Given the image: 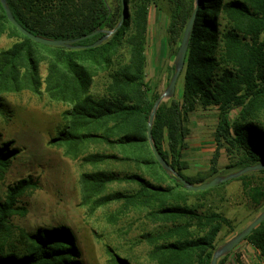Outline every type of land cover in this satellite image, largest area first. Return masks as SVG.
Returning <instances> with one entry per match:
<instances>
[{
  "label": "trees",
  "instance_id": "obj_1",
  "mask_svg": "<svg viewBox=\"0 0 264 264\" xmlns=\"http://www.w3.org/2000/svg\"><path fill=\"white\" fill-rule=\"evenodd\" d=\"M7 1L22 26L46 39L74 40L100 31L74 46L94 44L122 19V5L114 11L108 0ZM165 1L170 9L167 45L175 61L196 4L195 0ZM125 2L126 19L111 38L93 49H68L23 36L9 22L0 1V39L19 40L0 52V98L29 91L45 93L67 106V125L51 140L53 145L87 165L121 162L135 168L125 175L105 171L83 175L84 196H99L98 206L124 202L143 209L154 223L169 225L152 240L155 264H211L217 237L231 222L221 213L203 214L189 207L188 195L195 193L163 169L148 139V123L159 98L146 78L150 8L159 7L160 0ZM41 65L46 66L44 80ZM171 71L172 77L174 64ZM182 80V101L174 98L162 104L155 116L153 139L162 157L195 185L217 177L222 149L229 160L227 171L264 163V0H201L179 83ZM197 104L219 111L217 151L207 181L184 175L188 169L183 161L188 136L184 116ZM92 144H103L112 153L84 152ZM17 153L0 140V177ZM238 181L253 205L263 207L264 171ZM116 182L135 184L138 190L107 193ZM36 186L31 177L17 181L0 202V264H84L68 227L20 231L18 244L11 242L10 217L16 211L26 212L19 199ZM245 241L264 257V222ZM218 264H225V259ZM238 264L243 263L238 260Z\"/></svg>",
  "mask_w": 264,
  "mask_h": 264
},
{
  "label": "rangeland",
  "instance_id": "obj_2",
  "mask_svg": "<svg viewBox=\"0 0 264 264\" xmlns=\"http://www.w3.org/2000/svg\"><path fill=\"white\" fill-rule=\"evenodd\" d=\"M108 3L114 11L121 7V0H108ZM159 4V7L153 5L150 8L146 78L153 92L160 97L173 77L174 58L167 45L170 9L165 0H160ZM18 41L3 36L0 52ZM41 76L43 80L46 77L45 65H41ZM44 89L45 86L42 91ZM182 91L183 80L172 99L182 101ZM0 103L1 143H8L10 149L18 150L17 157L10 160V167L0 177V202L5 201L9 185L29 177L37 183L19 199V206L26 212L16 211L10 217L11 242L18 244L16 237L20 231L27 234L64 226L74 233L84 264H122V260L130 264H155L150 255L152 240L169 225L154 223L143 209L127 206L124 202L98 206L99 196L85 197L83 193L82 177L87 173L105 171L125 175L135 172V168L121 162L87 165L53 145L51 140L67 125L65 112L68 108L51 101L45 93L39 96L24 91L4 95ZM218 117V107L201 104L185 114L188 136L183 161L188 164L184 171L186 177L206 181L212 177ZM84 152L112 153L103 144H92ZM219 153L217 177L237 172L226 170L229 165L226 151L222 149ZM137 190L135 184L116 182L109 185L106 192L133 193ZM205 192H192L195 194L188 195L186 204L199 213H221L231 222V227L224 226L217 237L216 251L264 212V206L253 205L247 197L241 181H231L224 187ZM222 259L225 264H238V260L243 264H264L261 252L249 241L242 242Z\"/></svg>",
  "mask_w": 264,
  "mask_h": 264
},
{
  "label": "water",
  "instance_id": "obj_3",
  "mask_svg": "<svg viewBox=\"0 0 264 264\" xmlns=\"http://www.w3.org/2000/svg\"><path fill=\"white\" fill-rule=\"evenodd\" d=\"M1 4L3 6V9L6 13V16L9 20V22L25 37L29 38L30 40L45 45V46H50V47H58V48H68V49H93L101 44H103L105 41H107L109 38H111L115 33L118 32V30L121 28L123 25L125 19H126V2L125 0H121V5H122V19L119 23V25L111 31H105L104 34L105 36L101 38L99 41L95 42L92 45L89 46H74L76 43H79L81 41H84L86 39L92 38L93 36L97 35L99 32L93 33L91 35H87L78 39L74 40H51V39H46L40 36H37L33 34L32 32L28 31L24 26H22L15 18L10 6L8 5L7 0H0ZM201 0H197L196 3V9L195 12L190 19L187 28L185 30L181 45L179 47L177 56L174 61V66H175V73L169 83L168 88L166 91L157 99L154 108L152 110L150 120L148 123V139L151 145V149L153 151V154L157 160V162L163 167V169L171 175L173 178L177 179L180 181L185 189L189 192H205L208 190H211L213 188H217L220 185L229 183L231 181H235L240 179L241 177L253 173V172H260L264 171V163L258 164L255 166H249L246 167L240 171H237L235 173L229 174L227 176H221V177H216L210 182L203 183L201 185H195L192 184L191 182L187 181L184 177H182L169 163L166 161L162 155L159 153L156 144L153 139V124L155 120V116L158 112V109L162 104H164L166 101L172 99L177 91V86L180 80V77L184 71L185 68V63L189 51V45H190V39L192 35V31L194 28L196 16H197V10L200 6ZM264 222V212L253 222L251 223L243 232H241L239 235L234 237L230 242L225 244L223 247L219 248L213 256L212 263L211 264H218V262L228 254L232 253L236 247H238L245 239H247L253 231L262 223Z\"/></svg>",
  "mask_w": 264,
  "mask_h": 264
}]
</instances>
